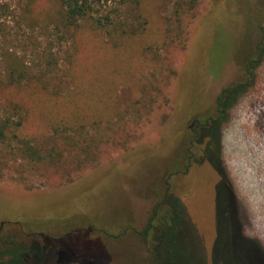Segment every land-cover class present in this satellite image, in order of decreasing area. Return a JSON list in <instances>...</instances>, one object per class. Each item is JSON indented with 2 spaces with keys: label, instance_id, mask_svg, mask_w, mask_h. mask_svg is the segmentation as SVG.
<instances>
[{
  "label": "rangeland",
  "instance_id": "rangeland-1",
  "mask_svg": "<svg viewBox=\"0 0 264 264\" xmlns=\"http://www.w3.org/2000/svg\"><path fill=\"white\" fill-rule=\"evenodd\" d=\"M2 1L18 15L23 0ZM174 2L140 0L138 14L146 21L142 38L117 35L111 41L85 26L77 30L75 70L86 71L94 56L96 69L93 79L85 72L77 81L87 93L76 99L81 104L97 99L100 112L109 105L113 114L105 112L101 128L112 118L122 135L128 133V146L101 145L97 162L76 176H70L75 165L65 164L7 172L0 179V253L12 254L13 264L143 262L146 240L140 233L157 202L151 188L179 155L176 147L184 132L193 130L192 121L216 119L220 93L245 82L246 55L259 39L257 11H264V0H196L182 19L183 27L190 23L185 43L164 33ZM34 3L35 17L52 9L49 0ZM8 27L19 39L9 37L11 53L35 68L31 45L41 34L24 24ZM63 48L64 57L73 51L71 43ZM63 76L49 80L44 93L56 99L72 90ZM251 76L218 131L204 137L190 170L169 179L172 218L155 234L158 264H264V50ZM7 83L1 77L0 108L7 106V97L22 95V85L5 89ZM32 112L31 133L52 137L39 124L37 109ZM103 221L113 228L123 225L119 232L128 241L105 249L100 236L114 230L104 228ZM35 246L43 251H33ZM41 255L46 257L38 262Z\"/></svg>",
  "mask_w": 264,
  "mask_h": 264
},
{
  "label": "trees",
  "instance_id": "trees-1",
  "mask_svg": "<svg viewBox=\"0 0 264 264\" xmlns=\"http://www.w3.org/2000/svg\"><path fill=\"white\" fill-rule=\"evenodd\" d=\"M49 2L52 9L44 10V15L35 17L32 8L35 4L34 0H23L19 5L20 10L17 16L16 10H13L6 1L0 0V88H2L1 77L7 79L5 89L14 85V88L23 86L21 96L15 99L7 97V106L0 108V179L7 172L18 174L24 171L36 172L39 167L58 168L65 164L75 165L76 169L70 173V176H76L89 165L97 162L101 156V145L122 148L128 146L126 142L128 133L122 135L120 127L112 123V118H106V128H101L105 112L109 117L111 113L113 114L109 105L105 104L104 112H100L97 99L89 101L85 99L83 104L77 101L76 98L80 97L81 93H87L82 90L80 82L77 81L83 77L85 72L89 78L93 79L96 64L94 56L91 66H86V71L77 73L74 61L78 58L76 56L78 51L75 47L77 30L81 26L105 33L111 41L117 39L115 38L117 35L134 39L142 38L146 33V21H141L138 14L140 0H49ZM195 3L196 0H175L171 16L164 26L167 39H181L186 43L187 28L190 23H185L183 27L182 19L188 18L187 12L192 11ZM256 8L257 10L259 8L257 4ZM257 13L259 14L256 19L259 20L257 28L259 39L255 42L253 50L246 55L244 84L238 83L220 93L215 105L218 114L216 119H205L203 124L196 119L192 121L193 130L185 131L180 144L176 147L179 155L171 166L166 167V172L160 177L158 184L151 188L150 194L157 202L153 205L149 219L140 233L146 240L145 254H143L145 258L141 264H158L155 247L159 239L158 237L156 239L155 234L158 235L157 231L172 218L170 207L173 198L169 194V179L174 175H185L190 170L206 134L210 136L214 130L218 131L219 121L223 118L224 112L233 105L237 95L244 90L243 88L250 85L252 69L264 50V11H257ZM10 22L20 27L24 24L27 29H36L41 34V39H35L31 45L37 59L35 68L25 64L24 57L14 52L11 53V47L8 44L12 43L9 37L15 43H19V39L18 34H13V30L9 29L8 23ZM23 42V48H26V42ZM66 43L72 44L73 51L64 57L63 46ZM111 44L113 47L116 46L114 42ZM59 73L64 74L73 85V89L68 90L66 95L57 96L54 99L46 95L44 91L49 80ZM109 78L112 83V78L107 74L106 79L109 80ZM35 108L38 111V122L43 124L44 129L51 130L52 137H48L45 132L31 133L28 129V119ZM115 120L118 122L117 119ZM40 122L39 124L42 125ZM44 140L47 143H43ZM60 142H62L61 146L58 145ZM89 217L98 219L93 216ZM103 222L104 228L114 230L109 235L100 236L105 249L108 248L106 245L128 241V236L119 232L124 228L123 225L113 228L111 221ZM72 236L70 238H74ZM112 239L115 242H112ZM46 247L49 246L42 248ZM33 248V251H43L39 246ZM54 254L58 255V252ZM6 257L10 259V264H13L12 254L0 253V259ZM44 257L46 256L37 257L38 262ZM76 262L77 264H92L88 262V259L80 263ZM50 263L52 262H47V264Z\"/></svg>",
  "mask_w": 264,
  "mask_h": 264
}]
</instances>
